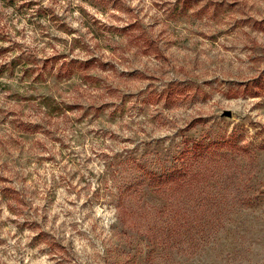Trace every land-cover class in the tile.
<instances>
[{
    "label": "rangeland",
    "instance_id": "obj_1",
    "mask_svg": "<svg viewBox=\"0 0 264 264\" xmlns=\"http://www.w3.org/2000/svg\"><path fill=\"white\" fill-rule=\"evenodd\" d=\"M223 139L207 245L117 220L137 164ZM0 264H264V0H0Z\"/></svg>",
    "mask_w": 264,
    "mask_h": 264
},
{
    "label": "trees",
    "instance_id": "obj_2",
    "mask_svg": "<svg viewBox=\"0 0 264 264\" xmlns=\"http://www.w3.org/2000/svg\"><path fill=\"white\" fill-rule=\"evenodd\" d=\"M146 42L148 46H152L151 42ZM90 63L93 61L79 63L82 65L80 69H85ZM184 143L178 156L173 158L172 165L161 169L160 172L148 170L145 166L137 164L136 171L141 174L128 180L123 189L118 188L115 210L117 220L123 224L133 221L132 217L144 218L151 223L150 220L155 217L164 225L163 231L167 229L166 237L172 235L177 238L179 229H183L187 235L192 234V237L190 235V239L193 240L192 248L201 249L219 232L220 228L214 226L222 221L223 213L219 206L231 197L232 202H235V195L221 193L216 179L221 174V165L229 161L233 151L239 152L242 148L230 142V139L212 140L206 144L190 140H185ZM230 179L232 182L233 179ZM214 186H217V191L213 190L211 193L210 188ZM9 192L12 200L18 202L17 193ZM147 195L159 201L157 213L152 214V208H148L147 211L141 208L140 202L147 198ZM241 202L243 203L242 198ZM211 208L214 211H211ZM202 215L207 217L210 224L212 223L206 226L208 228L200 226L201 221L205 219ZM195 223L196 227L192 229ZM147 227L149 233L147 239L156 241L158 234L154 233L155 229L152 228L154 226L147 224Z\"/></svg>",
    "mask_w": 264,
    "mask_h": 264
},
{
    "label": "water",
    "instance_id": "obj_3",
    "mask_svg": "<svg viewBox=\"0 0 264 264\" xmlns=\"http://www.w3.org/2000/svg\"><path fill=\"white\" fill-rule=\"evenodd\" d=\"M228 116V114H226Z\"/></svg>",
    "mask_w": 264,
    "mask_h": 264
}]
</instances>
